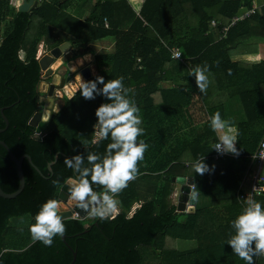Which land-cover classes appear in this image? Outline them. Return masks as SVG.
I'll return each instance as SVG.
<instances>
[{"label": "trees", "instance_id": "trees-1", "mask_svg": "<svg viewBox=\"0 0 264 264\" xmlns=\"http://www.w3.org/2000/svg\"><path fill=\"white\" fill-rule=\"evenodd\" d=\"M36 1L37 8L31 12H18L10 6V0H0V26L2 23L6 26L0 43V108L8 107L3 112L8 127L0 133V141L15 157L28 155L39 171L24 160V189L14 199L0 197V264H69L72 252L68 247L76 252L74 264H246L226 241L233 232L229 222L242 209L237 199L240 182L263 135L264 81L238 94L246 114L236 126L238 154L214 160L211 144L217 135L209 127L208 118L201 120L200 116L193 118L192 115L195 110L205 111L207 100L213 94L210 89H224L226 83L211 80L201 93L188 73L196 65L205 63L209 67L208 76L227 70L225 67L237 68L229 61L227 51L221 49L230 43L232 32H238V24L228 28L216 43L209 33L212 24L220 31L222 27H229L240 8L251 7L250 1L125 0L137 14L127 30L103 26L104 19L112 17L114 4L119 0ZM263 11L264 7L254 11L246 22ZM178 20L183 22L184 33L173 37ZM259 27L263 31L257 33L264 38V25ZM105 37L114 39V51L95 58L97 74L89 79L98 75L105 80L123 77L128 96L140 109V127L144 132L137 141L143 140L148 148L143 160L137 162L136 178L117 194L123 210L114 219L90 224H84L81 219L64 220V235L54 237L51 246H44L31 240L28 227L19 224L24 222L14 219L22 216L32 219L41 203L49 198L58 199L60 187L73 175L63 163L65 156L86 155L88 151L103 154L109 141L75 149L57 130L36 138L29 121L37 108L44 105V95L38 91L42 81L36 59L38 46L43 43L52 48L70 42L80 53H88L89 43ZM173 48L182 52V60L171 58ZM183 66H188L187 85L172 88L160 85L180 75ZM226 79L231 78L225 76ZM78 95L79 91L71 99H65L50 122L61 121L64 110ZM98 101V97L83 99L82 110L74 112L71 119L81 113L91 116ZM167 121L175 131L179 130V124L199 127L194 129L191 139L180 141L179 147L172 148L168 145L173 136L166 127ZM4 127L0 115V129ZM57 153L58 158L49 172L47 166ZM201 156L206 164L215 167L195 175L190 162ZM176 177L192 178L198 196H208L210 206L196 207L192 214L176 213V206L169 200L173 192L172 178ZM54 180L58 183L54 184ZM18 184L16 167L0 146V188L10 194L17 190ZM95 190L101 192L103 188ZM140 193L144 197L138 203ZM255 200L264 206V194ZM134 204L139 207L130 216ZM178 240L195 241L196 247L179 251ZM253 261L263 264L264 258L254 256Z\"/></svg>", "mask_w": 264, "mask_h": 264}, {"label": "clouds", "instance_id": "clouds-1", "mask_svg": "<svg viewBox=\"0 0 264 264\" xmlns=\"http://www.w3.org/2000/svg\"><path fill=\"white\" fill-rule=\"evenodd\" d=\"M42 48L46 50L41 43L40 51ZM208 72L209 67L205 63L196 65L188 73L201 93L209 85ZM122 81L123 77L110 80L99 75L89 80L79 77L77 90L81 97L85 100L97 96L103 98L94 109L95 123L92 125L91 142L97 146L103 141L109 142L103 154L88 151L86 155L76 153L71 157L65 156L63 163L72 170L73 175L64 183L73 208L82 210L93 222L114 219L118 214L120 202L117 194L136 178L137 162L143 160L148 148L143 140L137 141L144 132L140 127V109L135 100L128 96L129 89ZM208 121L211 130L218 134L211 144V150L217 154L237 155L239 129L236 125L222 119L219 111L211 114ZM34 135L39 139L37 132ZM190 167L195 175H202L212 171L215 165L210 167L201 156L191 161ZM53 183L58 182L54 180ZM96 187H102L103 191L97 192ZM198 195L193 184L190 199L195 200ZM32 219L28 232L33 242L39 241L44 246H51L54 237H61L65 233L62 211L55 198L41 203ZM229 223L233 232L229 234L226 244L246 264H254V256L264 255V206L252 198L244 199L240 213Z\"/></svg>", "mask_w": 264, "mask_h": 264}, {"label": "crops", "instance_id": "crops-1", "mask_svg": "<svg viewBox=\"0 0 264 264\" xmlns=\"http://www.w3.org/2000/svg\"><path fill=\"white\" fill-rule=\"evenodd\" d=\"M23 1L24 0H10V6L12 5L17 10L18 6L22 4ZM249 1H250L251 7L254 9L255 12L261 9L262 7H264V0H249ZM242 8H248V7H242ZM129 9L130 8L128 7L125 0L117 1L113 7L112 17L106 20V23L108 26L107 28H109L110 26H113L118 30L129 29L135 17L137 16V14L133 10L129 11ZM254 14L255 13H253L252 15ZM247 19L237 22L234 25H231V24L229 25L228 28L230 29L233 26L238 24L237 25V27H239L237 29L238 32L236 31L232 32L230 43L227 45V47H224L221 49V50L227 51L229 61L232 62V64H236L237 68L232 70V68L230 67H225L227 68V70L223 72L219 71L216 73V75L213 74L212 75L213 77L211 75L208 76L209 81L211 80L215 81L216 79H220V81L224 80V82L226 83L225 84L226 87L224 89H219V90L210 89V93L212 92L213 94H212V97L207 100V103L204 107L205 111L202 113H199V111L195 110L192 115L193 118L200 116L202 120V119L208 118L214 112L219 111L222 119L231 121L236 126L240 121L246 118V114L244 113V110L241 107L238 94L243 89L245 91L248 89L256 88L258 85H260L264 81L263 80V76H264V38L260 37L257 33L259 31H263V29H261L259 26L264 25V11H263V14H259L257 15V17L251 18L249 21L246 22ZM183 33H184L183 22L181 20H178L174 25V32L172 36L175 37V35H182ZM209 34L212 37L213 43L218 42L222 37L219 28L213 25H212V29ZM108 38H111V37H105V38L89 43L88 48H90L91 50L88 53H80L77 47H75L74 45H72L73 47L70 48L74 52H77L78 55H83V56L91 55L92 60L90 61L87 60L88 61L87 63L89 64V67L91 69V75H92L91 77L97 74V68H96V64L94 61L95 58L108 55L106 54L107 52L103 51V48H101V46L98 47L96 44ZM91 44L94 45V48L91 47ZM53 48L54 47L52 48L47 47V51H50ZM71 58H72L71 54L70 52H68L66 53L65 57L62 60L67 62L71 60ZM187 69H188V66H183V68L180 69L181 71L180 75H175L170 81L163 82L160 85L163 88H172L173 86L187 85V80H185V75H186L185 71ZM225 76L231 79L225 80ZM78 82H79V77L77 76L73 83H71L70 85L67 84L66 88H68L70 92L73 93V91H76L78 88ZM43 85L44 84H42V86ZM65 93L67 94L66 90H65ZM67 95H71V94H67ZM60 105L61 107L63 106V104H60ZM171 125L172 123L168 122V126L166 127L170 128L169 133H172V136H173L168 141L169 142L168 145L169 146L172 145L173 146L172 148H177L178 143L179 144L181 143L180 141H187L191 139V136L194 133V129H198L197 127H199L197 124H192L190 126L188 125L180 126L179 124V127L176 126L177 128H179V130L175 131L176 128L171 127ZM216 135L218 134L216 133ZM170 197L171 195L169 196V199H171ZM202 197H203V200L200 201L199 198H202ZM171 204L176 206L175 201L171 202ZM210 204L211 202L208 196H198L196 200V205L194 206L192 211L189 212V214H192L195 211L196 207H201V208L208 207L210 206ZM138 207L139 205L136 204V207L130 213V216L133 214L135 209ZM195 247H196L195 241H179V240L176 241V249L179 251L190 250V249H194Z\"/></svg>", "mask_w": 264, "mask_h": 264}, {"label": "water", "instance_id": "water-1", "mask_svg": "<svg viewBox=\"0 0 264 264\" xmlns=\"http://www.w3.org/2000/svg\"><path fill=\"white\" fill-rule=\"evenodd\" d=\"M37 8V1L36 0H24L22 4H20L17 8L18 12H31L33 9ZM71 48L70 42H65L60 44L57 47L51 49L48 53L43 54V48L41 49L38 55V65L40 67L41 78L43 80L47 78H52V81L48 83V91L47 97L52 98L55 95V91H61L62 97L66 99H71L75 93H71V95H67L65 93V88L67 84L69 85L72 80L75 78L81 77L84 80L91 78V73L89 69L88 61L92 60L86 59L83 55H78L77 52H74ZM70 52L71 60L65 62L62 59L65 57L66 53ZM88 60V61H87ZM78 61H80L78 63ZM64 69L65 73H60V69ZM58 81L56 84L55 82ZM8 107L0 108V115L4 121L5 127L0 129V133L4 132L8 127V120L4 116V110ZM57 111L54 108L49 107L46 104L37 108L36 113L32 116L29 121V124L35 129V133L39 134V137L45 131L48 123L54 118L55 114L61 109V105H56ZM0 146H2L8 154L10 161H12L16 167L17 177H18V188L15 192L7 194L0 188V197L3 199H14L17 197L22 190L24 189V175L22 172V163L24 160L27 162L37 171L38 169L33 165L31 158L28 155H22L21 157L17 158L15 155L10 151L7 145L0 141ZM58 153L54 156V161L49 163L47 169L51 172V166L55 164ZM188 181V182H186ZM172 182L176 183L180 186L179 193L176 202V213H189L188 207L194 208L196 204V200L190 199V186L193 184L192 178H185V177H176L172 178ZM188 184V185H187ZM66 209L61 208L62 211V220L72 219L75 215L79 217L81 220L86 218L84 212L80 209H74L72 205V201L70 200L67 192V186L65 183L60 187L58 192V199ZM88 225H84V228H87ZM64 238V237H63ZM69 250L72 252V261L69 264H74L76 259V252L73 251L70 247Z\"/></svg>", "mask_w": 264, "mask_h": 264}, {"label": "rangeland", "instance_id": "rangeland-1", "mask_svg": "<svg viewBox=\"0 0 264 264\" xmlns=\"http://www.w3.org/2000/svg\"><path fill=\"white\" fill-rule=\"evenodd\" d=\"M131 9H129L130 11ZM6 30V26L5 23H2L0 26V43L2 40V36H3V32ZM52 36L56 37L55 34H52ZM105 42V43H103ZM111 43V44H110ZM40 45L38 46V50L37 53H40ZM98 47L101 46V48H103L104 52H107L106 54H112V52L114 51V39L113 38H108L98 44H96ZM73 46H71L72 48ZM91 47L94 48V45L91 44ZM45 49L47 50V46L45 47ZM90 69V67H89ZM60 73H65L64 69H60L59 70ZM90 73H91V69H90ZM92 76V75H91ZM74 80H72L70 82L73 83ZM42 83H45V87L42 86ZM50 83V81L48 82ZM56 84L58 83V81L55 82ZM69 84V85H70ZM38 91L40 94H43V102L44 104L47 103V105L49 107H51V105L53 106V108H55L54 105H56V101H60V104H64V100L66 99L65 97L61 98H48L47 95V91H48V84H46V81H42L40 82L39 86H38ZM78 90L74 91L73 93H76ZM80 95H78L77 97H75L72 102L68 105V107L64 110L62 117H61V121L54 122V123H49L45 129V131L43 132V134L41 136H43L45 133L51 131V130H57L60 131L62 134H64L68 140L71 142V144L73 145V147L75 149H80L82 147H87L89 145L92 144V138H93V133H92V125L95 123H93V121L95 120V117L93 119H91L94 116V113L91 116H86L84 113H81L80 115H77L76 117L72 118V115L74 112H78L81 111L83 108V99L79 97ZM99 101L97 103H94V105H98L99 103H101L103 101V98L100 96H97ZM55 102V103H54ZM53 103V104H52ZM56 109V108H55ZM57 111V110H56ZM69 119H71L70 121H68ZM165 150V149H164ZM264 170V169H263ZM140 184V182H139ZM145 185L141 186V189H144ZM179 185L176 183L173 184V192L171 194V199L170 202L175 201V203L177 202V197H178V193H179ZM143 194L140 193L139 195V199H138V203H140V198H143ZM118 198V197H117ZM199 200H203L202 198H199ZM60 204V208L66 209V207L59 202ZM200 204V203H199ZM136 207V204H134L131 207V210L129 212L130 213L134 210V208ZM122 206L119 205L118 208V212L122 211ZM128 215V216H129ZM74 218V217H73ZM14 220H18V222H24L25 224L19 223L21 226H26L28 227V225L30 223L33 222V220L29 217V216H22L21 218H17ZM13 221V220H12ZM25 221H29V223L25 222ZM93 221H91L89 218H84L83 219V223L84 224H90Z\"/></svg>", "mask_w": 264, "mask_h": 264}, {"label": "built area", "instance_id": "built-area-1", "mask_svg": "<svg viewBox=\"0 0 264 264\" xmlns=\"http://www.w3.org/2000/svg\"><path fill=\"white\" fill-rule=\"evenodd\" d=\"M40 1V0H39ZM254 13V9L251 8H240L237 14L231 19V25H234L237 22L245 20ZM215 25V24H212ZM103 26L107 28L106 20L103 21ZM228 30V27H222L221 36L225 35ZM171 58L176 60H182V52L173 48L171 50ZM230 154H217L214 152V160L219 158L229 156ZM251 161L248 166L246 173L244 174L240 182V192L237 196L239 203L242 205L244 199L252 198L255 200V197L261 196L264 194V130L261 141L258 144L256 152L251 156ZM193 187V184L190 185V190ZM74 219H80L76 215ZM259 257L264 258V255ZM264 264V263H263Z\"/></svg>", "mask_w": 264, "mask_h": 264}, {"label": "bare ground", "instance_id": "bare-ground-1", "mask_svg": "<svg viewBox=\"0 0 264 264\" xmlns=\"http://www.w3.org/2000/svg\"><path fill=\"white\" fill-rule=\"evenodd\" d=\"M85 58L86 59H90L91 58V55H85ZM42 84H44L45 85V83H42ZM43 85V86H44ZM76 87V86H75ZM66 90V92H67V94H71V92H70V90L68 89V88H66L65 89ZM73 90V89H72ZM75 90H76V88H75ZM74 92V91H73ZM63 95H62V92L61 91H55V95H54V98L56 97V98H60V100H61V98H63L62 97ZM55 103V102H54ZM59 103H61L60 101H56V105H58ZM53 104V103H52ZM56 105H54L55 106V108H56ZM53 106L51 105V108H52ZM54 108V110L56 111L57 109H55ZM188 185V184H187ZM190 186V185H189ZM192 207H188V211L189 212H191L192 211Z\"/></svg>", "mask_w": 264, "mask_h": 264}, {"label": "flooded vegetation", "instance_id": "flooded-vegetation-1", "mask_svg": "<svg viewBox=\"0 0 264 264\" xmlns=\"http://www.w3.org/2000/svg\"><path fill=\"white\" fill-rule=\"evenodd\" d=\"M48 52H49V51L43 49V54H46V53H48ZM42 81H46V84H48L49 81H50V82L52 81V78L50 77V78H47V79H45V80L42 79ZM42 81H41V82H42ZM59 104H60V103H59Z\"/></svg>", "mask_w": 264, "mask_h": 264}]
</instances>
